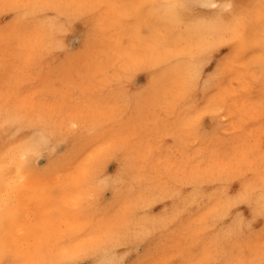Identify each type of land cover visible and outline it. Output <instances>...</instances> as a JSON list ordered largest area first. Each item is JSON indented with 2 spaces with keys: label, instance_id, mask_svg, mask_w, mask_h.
I'll list each match as a JSON object with an SVG mask.
<instances>
[{
  "label": "rangeland",
  "instance_id": "rangeland-1",
  "mask_svg": "<svg viewBox=\"0 0 264 264\" xmlns=\"http://www.w3.org/2000/svg\"><path fill=\"white\" fill-rule=\"evenodd\" d=\"M186 2L197 0H0V150L42 132L51 151L31 161L28 198L0 163V206L7 198L22 209L18 218L19 207L9 209L13 220L0 224V247L13 264L59 259L66 249L89 258L106 242L127 264L259 258L258 10L250 25L241 19L239 32L246 29L252 45L245 49L229 47L234 38L221 28L161 7ZM260 2L233 0L241 18ZM210 44L220 45L218 63L228 58V74L207 95L203 84L190 92L193 67ZM241 187L256 191L254 206L230 213L227 195Z\"/></svg>",
  "mask_w": 264,
  "mask_h": 264
},
{
  "label": "snow or ice",
  "instance_id": "snow-or-ice-1",
  "mask_svg": "<svg viewBox=\"0 0 264 264\" xmlns=\"http://www.w3.org/2000/svg\"><path fill=\"white\" fill-rule=\"evenodd\" d=\"M37 8H42L45 11L54 10L56 5H36ZM161 7L168 9L172 14L177 17H184L185 19L195 20L200 25L216 26L224 31L226 36H232L234 39L229 47H234L239 44L245 49L251 48V41L247 35V30L243 33L239 32V25L241 19L246 25H250L256 19L257 10L259 14V21L262 26V31L259 36V43L264 47V0H261L259 5H248L247 12L243 18L236 14L237 5L233 3V0H204V2H186V3H170L162 5ZM220 45L210 44L204 47L201 51L198 62L194 65L192 76L188 84L190 92H199L201 84L204 85V92L207 95L211 90L215 89L216 84L220 81L222 75L226 76L228 74V65L226 63L228 58L217 62V56L219 54L218 50ZM227 51V49H224ZM261 71L264 73V60L261 61ZM261 103L264 105V92H262ZM195 105L193 110L195 111ZM224 109H220L222 114ZM199 117H197V120ZM227 120V117H225ZM9 125H5L8 127ZM38 140V143L36 142ZM45 144V140L37 132V137L34 139L32 144L22 143L18 147L22 152L21 168L26 166L28 156L35 152L36 150L42 148ZM184 191L181 190L176 193L175 198L182 200L184 197ZM235 195L232 196L228 194L229 201H234L230 203L228 211L239 213V207L241 205L247 204L250 208L253 207V201L257 195L255 190H245L243 187L239 191H235ZM10 201L5 199V202L0 206V224L5 227L13 220V214L9 211ZM260 213L264 215V189L260 190ZM22 214V209L17 208L16 217ZM239 219V216H238ZM233 230L237 232L243 231V224L241 223L238 228L236 223H233ZM86 234V230L85 233ZM9 252L6 246L0 247V256H4L5 259L0 261V264H13L12 261L7 259ZM40 264H127V262L122 261L116 254V246L111 242L102 243L96 245V251L89 258H84L83 254L76 250H64L59 253V259L54 260H44ZM158 264H165L164 261L158 262ZM171 264H177L173 261ZM182 264H189V262L184 261ZM202 264H264V245H261L259 258H253L252 260L239 261H204Z\"/></svg>",
  "mask_w": 264,
  "mask_h": 264
},
{
  "label": "bare ground",
  "instance_id": "bare-ground-1",
  "mask_svg": "<svg viewBox=\"0 0 264 264\" xmlns=\"http://www.w3.org/2000/svg\"><path fill=\"white\" fill-rule=\"evenodd\" d=\"M241 2V1H240ZM245 2V1H244ZM238 4V3H237ZM240 9V8H239ZM242 9V8H241ZM248 32V31H247ZM234 49V48H233ZM243 51V50H242ZM244 51H246L245 49H244ZM240 54V53H239ZM243 76V75H242ZM243 78V77H242ZM259 90H260V88H258ZM261 89H262V87H261ZM246 94V93H245ZM255 94V93H254ZM245 96V95H244ZM250 96V95H249ZM251 97V96H250ZM255 98V97H254ZM230 101V100H229ZM236 102V101H235ZM0 111H1V109H0ZM2 113H5V112H2ZM19 115V114H18ZM4 116V115H3ZM6 117L7 116H9L10 117V115L8 114V115H5ZM15 116V115H14ZM12 117H13V115H12ZM19 117V116H18ZM21 117H23L24 118V116H21ZM14 118H16V116L15 117H13L12 118V121H13V119ZM23 118H21V119H23ZM6 119V118H5ZM11 119V118H10ZM25 119H28V118H25ZM3 120V119H2ZM17 119H15L14 121H16ZM12 121H9V122H11L12 123ZM13 121V122H14ZM22 122V121H20V118L16 121V122ZM27 121V120H26ZM25 121V122H26ZM1 122V121H0ZM26 123H29L28 121L26 122ZM25 123V124H26ZM2 124H4V123H2ZM1 124V125H2ZM18 124V123H17ZM23 124V123H22ZM36 124V123H35ZM9 126H10V124H8ZM21 125V124H20ZM32 125V124H31ZM25 126H28V125H25ZM34 126V125H33ZM34 127H36V125L34 126ZM40 128V130H41V128H42V126H39ZM215 127V126H214ZM26 128V127H25ZM37 128V127H36ZM3 129H4V127H3ZM22 129V128H21ZM20 129V130H21ZM195 129V128H194ZM5 130V129H4ZM16 130H18V129H16ZM24 130V129H23ZM32 130V129H31ZM30 130V131H31ZM3 131V130H2ZM25 131V130H24ZM26 131H27V129H26ZM26 131H25V133H26ZM33 131V130H32ZM37 130H35L34 132H36ZM42 131V130H41ZM45 130H44V126H43V132H44ZM194 131V130H193ZM4 132V131H3ZM7 133H8V131H6ZM6 132L4 133V134H6ZM19 132V131H18ZM17 132V133H18ZM13 133L15 134V131H13L12 132V135H13ZM47 133V132H46ZM24 134V133H23ZM49 134V133H48ZM16 135V134H15ZM14 135V136H15ZM31 135H32V133H31ZM40 135L43 137V139L45 140V144H44V146L42 147V148H40V149H38V150H36L35 152H33L32 154H30L29 156H28V159H27V163H26V166L25 167H23V168H21V159H20V157H21V155H22V152L20 151V149H19V143H16V144H14V146H13V143H6L3 147H1V148H3L2 150H0V163H4V162H7V164L9 165V170L11 171V173L13 174V178H15L16 179V185H15V189H17L16 190V192L18 193V194H21V195H19L20 197L23 195L24 196V198L26 197V198H28L29 196H31V193H30V191L32 192L33 190H32V188H31V186H30V184H31V182L29 181V179H28V173L29 172H31V170H30V164L32 165V163H31V161L33 160V159H35L36 157L35 156H37V154H43V153H48V151H50V149H49V147H47V146H49L48 145V141H47V139L49 140V137L46 135V134H44V133H42V132H40ZM50 135V134H49ZM9 136H11V135H9ZM8 135H7V137H9ZM51 136V135H50ZM208 136V135H207ZM210 136V135H209ZM220 136H221V134H220ZM7 137H5V138H7ZM16 137V136H15ZM20 137V136H19ZM222 137V136H221ZM225 138V137H224ZM6 140V139H5ZM213 140V139H212ZM28 141V140H27ZM3 142H5V141H3ZM29 142H31V140L29 141ZM28 142V143H29ZM36 142H38V141H36ZM2 143V142H1ZM33 142H31V143H29V144H32ZM9 145H12L11 147H9ZM5 151H7V152H5ZM5 152V153H4ZM51 152V151H50ZM45 155H49V154H45ZM34 164V163H33ZM6 166V165H5ZM2 167V166H1ZM248 170V169H247ZM261 175V174H260ZM32 180V179H31ZM10 182V181H9ZM229 182V181H228ZM226 183V182H225ZM33 185V184H32ZM244 187V186H243ZM30 189V190H29ZM35 189V188H34ZM245 189V188H244ZM36 190V189H35ZM239 191V190H238ZM33 195V194H32ZM34 195H36V194H34ZM18 196V197H19ZM228 196V195H227ZM33 197V196H32ZM14 199V198H13ZM22 199V198H21ZM21 199H19V201L21 200ZM33 199V198H32ZM16 200V199H15ZM27 200V199H26ZM10 201H12V200H10ZM36 201V200H35ZM34 201V202H35ZM13 202V201H12ZM15 202V201H14ZM32 202V201H31ZM34 202H32V203H34ZM4 203V202H3ZM19 203V202H18ZM23 203H24V201H23ZM22 203V204H23ZM37 203V202H36ZM36 203H34V205L36 204ZM12 204V203H11ZM26 204H28V203H26ZM25 204V205H26ZM1 205V204H0ZM10 205V204H9ZM18 205V204H17ZM14 207L15 208H17V207H19V206H14L13 204L11 205V207L9 206V209H14ZM22 207H24V206H22ZM20 208V207H19ZM26 208H30V207H26ZM31 208H32V205H31ZM30 208V209H31ZM34 208V207H33ZM30 209H28V210H30ZM15 210V209H14ZM26 210V209H25ZM27 210V211H28ZM33 210V209H32ZM26 212V211H25ZM260 212V211H259ZM15 213H16V210H15ZM29 215H30V213H29ZM33 215V214H32ZM240 215V214H239ZM27 219H25V221H26ZM216 220H218V219H216ZM24 221V222H25ZM237 221V220H236ZM26 223V222H25ZM209 224V223H208ZM215 224V223H214ZM220 224V223H219ZM20 228H21V230H22V227H21V225H20ZM20 228H17V230L18 229H20ZM229 229V228H228ZM224 230V229H223ZM20 231V230H19ZM15 232H18V231H15ZM21 234V233H20ZM24 235V234H23ZM237 235H238V233H237ZM212 237V236H211ZM11 239V238H10ZM13 239V238H12ZM209 239V238H208ZM14 241V240H13ZM9 243H11V241L9 240ZM7 246V245H6ZM224 254V253H223ZM91 255V254H90ZM4 257V256H3ZM89 257V256H88ZM219 257V256H218ZM1 258V257H0ZM8 258V257H7ZM11 258V257H10ZM9 258V259H10ZM5 259V258H4ZM3 260V259H2ZM217 261V260H216Z\"/></svg>",
  "mask_w": 264,
  "mask_h": 264
}]
</instances>
